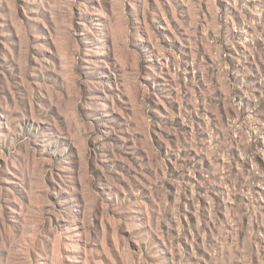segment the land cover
<instances>
[{
    "label": "rangeland",
    "instance_id": "rangeland-1",
    "mask_svg": "<svg viewBox=\"0 0 264 264\" xmlns=\"http://www.w3.org/2000/svg\"><path fill=\"white\" fill-rule=\"evenodd\" d=\"M0 264H264V0H0Z\"/></svg>",
    "mask_w": 264,
    "mask_h": 264
}]
</instances>
